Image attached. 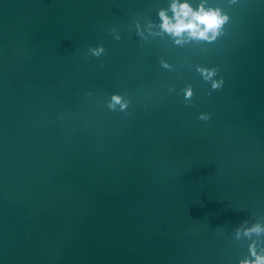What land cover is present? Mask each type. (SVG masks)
I'll return each mask as SVG.
<instances>
[{
	"label": "water",
	"instance_id": "95a60500",
	"mask_svg": "<svg viewBox=\"0 0 264 264\" xmlns=\"http://www.w3.org/2000/svg\"><path fill=\"white\" fill-rule=\"evenodd\" d=\"M170 3L0 0V264L247 254L237 229L264 226V0H210L232 16L226 35L182 46L154 35ZM196 65L218 67L223 88ZM113 93L127 113L108 108Z\"/></svg>",
	"mask_w": 264,
	"mask_h": 264
},
{
	"label": "clouds",
	"instance_id": "9594fccd",
	"mask_svg": "<svg viewBox=\"0 0 264 264\" xmlns=\"http://www.w3.org/2000/svg\"><path fill=\"white\" fill-rule=\"evenodd\" d=\"M239 0H228L229 5H236ZM159 33L154 35L168 34L173 38L174 43L183 45L192 40L203 42L207 45L214 44L221 37L226 35L227 26L232 21V16L223 6L212 5L210 0H200V3L193 4L191 0H171L169 8H161L158 11ZM153 22H149L148 28L151 31ZM110 33L116 40H120L121 36L116 28L110 29ZM136 33L143 37L144 32L139 22L136 23ZM89 52L92 56L100 57L105 53L103 44L90 47ZM161 66L168 70H173V65L167 61L161 60ZM196 71L200 74L205 82L211 84V90L216 91L223 88L225 79L220 75L218 67H208L204 65H196ZM219 76V79L217 77ZM174 88H169V92H174ZM184 99L187 104H191L195 89L191 83L182 89ZM211 95V91L209 92ZM132 101L124 95L113 93L111 95L108 108L116 111L119 105V112H126ZM130 114V113H129ZM210 113H201L200 120H210ZM241 231L248 238V252L240 260L239 264H264V239H253V234L257 237L264 235V226L254 224L246 229H237V238H240Z\"/></svg>",
	"mask_w": 264,
	"mask_h": 264
}]
</instances>
